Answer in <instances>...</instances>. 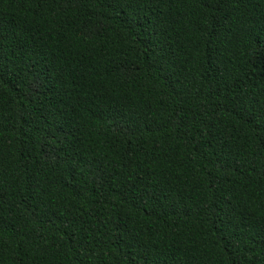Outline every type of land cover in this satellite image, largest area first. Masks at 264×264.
Instances as JSON below:
<instances>
[{"label": "trees", "instance_id": "trees-1", "mask_svg": "<svg viewBox=\"0 0 264 264\" xmlns=\"http://www.w3.org/2000/svg\"><path fill=\"white\" fill-rule=\"evenodd\" d=\"M0 264H264V0H0Z\"/></svg>", "mask_w": 264, "mask_h": 264}]
</instances>
